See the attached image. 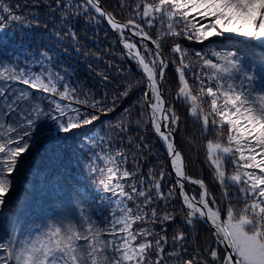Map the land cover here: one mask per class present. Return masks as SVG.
Masks as SVG:
<instances>
[{"label": "snow or ice", "instance_id": "obj_1", "mask_svg": "<svg viewBox=\"0 0 264 264\" xmlns=\"http://www.w3.org/2000/svg\"><path fill=\"white\" fill-rule=\"evenodd\" d=\"M31 3L38 9L43 0ZM27 6L14 8L0 0V45L12 46L4 34L10 22L21 20L16 9ZM46 7L57 17L50 30L57 41L70 38L79 45L77 23L87 35L105 20L119 34L126 50L122 55L135 60L143 75L120 81L111 94L103 91L97 98L90 88L69 82L68 69L47 48L25 51L22 62L20 55L0 59V213L20 159L51 127L46 121L67 137L116 111L140 85L146 90L119 120L105 124L102 135L89 129L76 146L88 156L89 172L98 180L92 182L95 194L76 189L71 194L77 200L110 194L99 195L101 203L107 199L116 205L104 226L82 215L75 222L64 217L24 227L26 207L17 200L0 220V264H264V0H118L119 15L128 17L123 22L101 0H48ZM32 22L41 26L35 16ZM146 28L154 30L155 39ZM125 30L140 37L143 53ZM212 37L236 42L205 51L181 43H211ZM165 44H171L168 56L178 76L175 99L201 124L202 135L215 134L206 144V163L220 186L219 199L203 179L186 174L176 147L181 118L163 95L169 65ZM96 75L105 89L112 86L108 75ZM148 124L166 146L175 173L166 194L162 181L170 173L150 168L146 178L140 172L150 145L139 133ZM185 181L199 186L198 197L186 191ZM202 223L210 225V237L203 240L195 231ZM169 225H174L171 236Z\"/></svg>", "mask_w": 264, "mask_h": 264}, {"label": "trees", "instance_id": "obj_2", "mask_svg": "<svg viewBox=\"0 0 264 264\" xmlns=\"http://www.w3.org/2000/svg\"><path fill=\"white\" fill-rule=\"evenodd\" d=\"M6 2L14 8L16 5H24L26 2L28 6L16 9L15 14L21 16V20L9 23L8 31L4 35L11 37L13 43L9 47L0 45V59L11 61L16 55H20L22 62L25 51L35 49L38 52L47 48L58 58L59 64L68 69L66 79L69 82H78L81 86L90 88L97 98H100L103 91H108L111 94L118 82L133 76L139 79L143 75L139 71L136 61L122 55L126 50L105 20L101 19L99 25H96L94 29L89 28L87 35L83 32L82 24L77 23L76 30L80 36L79 45H77V42L70 38L57 41L55 37L50 35V30L57 17L47 9L48 0H43V4L38 9L32 8L31 0H6ZM101 2L108 11L116 13L121 22L128 18L126 15H119L118 0H101ZM33 16L41 22V26H35V23L32 22ZM45 22L48 24L47 28L43 26ZM145 30L153 33V39H155L154 30L147 28ZM125 37L129 42L136 43L143 53L140 37L133 36L127 30H125ZM239 39L242 40L243 38ZM210 40L211 43L205 41L203 44L187 40H182L181 43L189 49L205 51L209 47L236 42L235 38L232 41H226L221 37H212ZM145 43L148 44L149 48H155L150 41H145ZM21 45L23 46L21 47ZM13 47L19 48V51L14 53ZM170 48L171 44L163 45L164 54L169 59L168 68L165 70L167 79L163 85V93L166 101L175 107L181 118L180 127L175 133V137L184 158L185 171L187 175L193 178L203 179L209 190L219 199L220 186L214 182L211 169L206 163V144L209 139L215 140V134L209 132L202 135L201 124L194 123L188 115L187 107L181 106L180 101L175 99L178 76L170 62L172 57L168 56ZM94 53H99V55H94ZM34 67L39 66L35 65ZM97 73L108 75L112 81V86L105 89L100 77L96 75ZM189 83H192L191 79H189ZM14 87L21 86L14 85ZM145 90L146 85H140L138 90H133L130 97L120 103L116 111L107 116L102 115L99 121L95 122L93 126H89L91 134L102 135L105 131V124L107 122L115 123L119 120L123 109L128 107ZM136 107L138 110L139 105ZM136 115H138V111L134 112V118ZM45 123L51 127L45 128L41 141L31 148L30 153L25 154L20 159L17 170L12 174L14 179L13 190L6 197L7 206L0 213L3 215L0 216V220H3L4 214L7 213L8 208L12 207L13 202L19 200L23 201L26 207L22 220L24 227H28L29 224L34 227L35 224H44L64 217L75 222L82 215L91 217L103 227L104 219L109 217L110 211L114 210L116 205H109L107 199L101 203L99 195L110 196V194L84 195L80 200L71 194L73 189L79 190L81 193L95 194L92 182L98 180V174L89 172L88 156L82 155L76 150L81 136L89 129L76 130L73 134L65 137L64 134L58 132L51 121ZM132 134H137L134 126ZM139 134L143 135L150 145V154L147 155L146 159L140 160V172L146 178H148L150 168L154 169L157 174L161 168L164 169L165 173H170L162 181V190L166 194L168 187L174 184L176 180L166 148L151 129L150 124L142 129ZM112 135H115V132ZM84 152L87 153L86 148ZM127 167L132 169L133 164L129 162ZM189 186L193 194L198 197L199 186L191 184ZM175 203L179 205L181 200H177ZM179 222L178 216L175 223ZM139 226L134 225V227ZM173 226H168L169 236L172 234ZM156 227L158 230L159 226ZM209 227L206 223L197 225L195 231L200 234L201 240L205 236L210 237ZM185 230L188 231V229Z\"/></svg>", "mask_w": 264, "mask_h": 264}, {"label": "water", "instance_id": "obj_3", "mask_svg": "<svg viewBox=\"0 0 264 264\" xmlns=\"http://www.w3.org/2000/svg\"><path fill=\"white\" fill-rule=\"evenodd\" d=\"M101 6L103 7V8H105L103 5H102V3H101ZM106 9V8H105ZM115 35L119 38V35H118V33H116L115 32ZM135 61V60H134ZM139 71L140 72H142L140 69H139ZM163 95H164V93H163ZM165 98V97H164ZM166 100V99H165ZM162 141V140H161ZM174 141H175V144H176V147H177V149L180 151V149H179V144H178V142H177V140H176V137H174ZM163 143V142H162ZM163 145H164V143H163ZM165 146V145H164ZM166 147V146H165ZM182 154V153H181ZM183 157V156H182ZM183 160H184V158H183ZM173 172H174V170H173ZM175 174V173H174ZM185 185H186V188L188 189V193L190 194V195H194L193 194V192L191 191V189H190V186H189V184L185 181ZM208 225V224H207ZM208 226H210V225H208Z\"/></svg>", "mask_w": 264, "mask_h": 264}, {"label": "rangeland", "instance_id": "obj_4", "mask_svg": "<svg viewBox=\"0 0 264 264\" xmlns=\"http://www.w3.org/2000/svg\"><path fill=\"white\" fill-rule=\"evenodd\" d=\"M102 3V2H101ZM103 5V4H102ZM104 6V5H103ZM105 7V6H104ZM183 156V155H182ZM186 191L188 192V189L186 188ZM1 216V215H0Z\"/></svg>", "mask_w": 264, "mask_h": 264}, {"label": "bare ground", "instance_id": "obj_5", "mask_svg": "<svg viewBox=\"0 0 264 264\" xmlns=\"http://www.w3.org/2000/svg\"><path fill=\"white\" fill-rule=\"evenodd\" d=\"M162 130H164V129H162ZM163 142V141H162ZM163 144V143H162ZM165 147V146H164ZM166 148V147H165Z\"/></svg>", "mask_w": 264, "mask_h": 264}]
</instances>
